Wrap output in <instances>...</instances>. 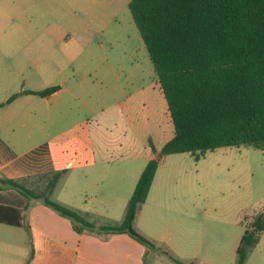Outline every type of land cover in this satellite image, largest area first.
<instances>
[{"label": "rangeland", "instance_id": "rangeland-1", "mask_svg": "<svg viewBox=\"0 0 264 264\" xmlns=\"http://www.w3.org/2000/svg\"><path fill=\"white\" fill-rule=\"evenodd\" d=\"M131 1L0 0V49L7 53L0 58V102L10 94L9 89L17 92L54 82L70 86L75 78H87L90 82L81 88L91 94L73 102L69 110L78 119L89 118L94 147L122 148L128 159L134 158L133 165L147 164L150 156L156 158L150 143L160 151L174 129L157 73L129 9ZM23 52L30 55L23 56ZM18 72V80L13 81ZM5 111L2 108L0 116ZM71 124L69 119L65 126ZM15 164L23 174L52 168L43 151L27 154ZM51 177L26 175L19 180L42 195L48 193ZM111 179L97 190L106 192L107 204L115 212L97 219L103 224L123 220L116 213L121 204L119 199L113 202ZM74 184L79 185L75 190L79 194L84 188L96 191L92 179L78 178ZM261 212L264 149L231 146L166 155L139 221L156 247H148L146 262L178 264L174 257L184 264H237L240 241ZM29 238L22 232L14 240L22 255L30 251ZM244 264H264V241L249 252Z\"/></svg>", "mask_w": 264, "mask_h": 264}, {"label": "trees", "instance_id": "trees-1", "mask_svg": "<svg viewBox=\"0 0 264 264\" xmlns=\"http://www.w3.org/2000/svg\"><path fill=\"white\" fill-rule=\"evenodd\" d=\"M129 9L157 73L174 134L160 151L150 143L156 158L144 168L124 220L97 226L52 200L48 194L65 171L46 173L52 177L48 193L42 195L19 179L0 181L3 187L18 189L30 200L25 210L35 200H42L69 218L79 232L128 233L155 249L154 241L136 229L135 221L163 157L231 146L264 149V0H132ZM59 88L56 85L27 92L47 96ZM19 95L13 94L7 102ZM0 223L26 225L29 230L22 209L1 203ZM263 232L261 212L240 241L237 264L245 263ZM33 255L31 244L27 264ZM173 260L184 264L174 257Z\"/></svg>", "mask_w": 264, "mask_h": 264}, {"label": "crops", "instance_id": "crops-1", "mask_svg": "<svg viewBox=\"0 0 264 264\" xmlns=\"http://www.w3.org/2000/svg\"><path fill=\"white\" fill-rule=\"evenodd\" d=\"M6 55L7 53L0 49V58ZM13 55L19 57L18 54ZM26 55L30 53L23 52V56ZM38 69V67L35 68V70ZM19 73L17 79L13 81L18 80ZM20 74H23L22 71ZM59 74L64 76L65 73L59 72ZM80 78H75L70 86L54 82L46 83L42 87L33 85L31 88L24 87L22 91L17 92L9 89L10 94L3 101L6 103L0 106V110L6 108L5 115L0 116V180L4 177L20 179L26 175L65 171L51 193L52 200L77 211L97 226L114 225L124 220L134 185L147 164L133 165L134 158L128 159L125 156L127 152L122 151V148L97 149L94 147L89 118L78 119L75 111L69 110L73 102H81L85 99V95L89 96L92 92L81 88L90 80ZM52 81H55V78ZM56 85L60 88L47 96L27 92L41 91ZM16 93L20 95L11 102H7ZM95 98V96L90 97L88 101ZM69 119L72 124L65 126ZM34 151H43L50 159L51 170L23 174L15 163L17 159ZM98 154L107 155L99 157ZM152 158L153 156H150L149 159ZM110 176L112 179L109 186L112 184L114 186L111 187L112 194L114 193L113 202L119 199L118 203L121 204L116 213L122 214L123 220L103 224L97 219L101 216L112 217L115 212L111 204H107L110 199L104 197L106 192L101 191L99 194L97 190L100 189L104 180H110ZM78 178L87 182L92 179L96 191H88L84 188L81 189V194L76 192L79 185L74 183ZM70 187L71 190H69ZM59 189L62 191L56 194ZM122 189L126 192L123 193ZM150 192L146 202L138 210L135 221L136 229L142 230L143 234L148 232L140 228L139 221L148 204ZM29 201L25 195L15 189L0 186V203L22 209L26 224L29 225L28 230L26 225L14 226L0 223V264H27L31 244L34 255L29 264H147L148 247L130 234H106L89 230L79 232L69 218L62 216L55 209L44 204L42 200H35L25 210ZM22 232L31 238L28 244L30 251L29 253L23 251V255L21 248L14 243ZM263 238L264 232L257 246L264 241ZM41 253L44 254L43 258L40 257Z\"/></svg>", "mask_w": 264, "mask_h": 264}]
</instances>
